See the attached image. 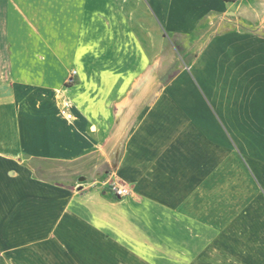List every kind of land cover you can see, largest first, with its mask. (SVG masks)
<instances>
[{"label": "crops", "instance_id": "obj_1", "mask_svg": "<svg viewBox=\"0 0 264 264\" xmlns=\"http://www.w3.org/2000/svg\"><path fill=\"white\" fill-rule=\"evenodd\" d=\"M225 19L161 80L170 37ZM225 90L264 122V0H0V264H264V178L240 192ZM90 156L129 195L36 165Z\"/></svg>", "mask_w": 264, "mask_h": 264}, {"label": "rangeland", "instance_id": "obj_2", "mask_svg": "<svg viewBox=\"0 0 264 264\" xmlns=\"http://www.w3.org/2000/svg\"><path fill=\"white\" fill-rule=\"evenodd\" d=\"M237 25H242L237 22L229 21L225 19L223 22L221 20H216L211 25H204L198 31V33L192 37L183 36H172L170 37V42L173 45L175 52L171 51V55L166 56L163 59V68L167 69L160 70L161 80L167 81L177 74L184 67L189 66V64L196 58L200 52V48L206 43L207 39L217 33L224 32L236 28ZM171 45V46H172ZM170 46V47H171ZM162 65V64H161ZM161 68V66H160ZM230 91L225 90L224 99L221 100L224 104L219 107L221 115L225 116L231 114L233 109L235 113H239V121H225V129L229 133L235 136V142L239 146L238 156L240 161V169L238 177L241 180L240 192L246 194L249 191V187L242 185L243 180L246 177L257 176L264 178V122H248V106L247 104H241L239 106H232V98L226 96ZM212 98L216 102V91H210ZM242 93L240 94V100L242 102ZM246 93V92H245ZM246 101V100H245ZM263 109V108H262ZM263 113V110L258 111ZM251 134L249 130H251ZM225 142L228 141V137L224 134ZM97 161L94 160V156H90L83 160L82 162L72 163V162H40L36 163L38 169L41 171V175L50 180H61L64 183L74 182V183H85L90 182L91 185L89 189L96 186H102L107 190V193L112 195L114 199L120 200L122 198H117L111 192V186L113 184H118L111 178V173H105V171L98 170L94 168V164ZM251 169V171H250ZM253 172V173H252ZM253 174V175H252ZM80 176V177H79ZM97 179V180H96ZM98 179L102 180V184L98 182ZM257 192L264 194V185L257 182ZM124 198V197H123Z\"/></svg>", "mask_w": 264, "mask_h": 264}, {"label": "built area", "instance_id": "obj_3", "mask_svg": "<svg viewBox=\"0 0 264 264\" xmlns=\"http://www.w3.org/2000/svg\"><path fill=\"white\" fill-rule=\"evenodd\" d=\"M76 76H77V71H71V73L69 74L67 83L70 84ZM72 106H73L72 101L70 99H68V98H65L64 101H63V105H62V108H61V112L69 120H72L73 119V115L71 113ZM110 189H111V192L117 198L126 197L130 193V191L126 187L121 186L119 184H113Z\"/></svg>", "mask_w": 264, "mask_h": 264}]
</instances>
